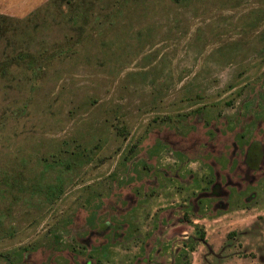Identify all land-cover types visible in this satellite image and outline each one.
Instances as JSON below:
<instances>
[{
  "label": "rangeland",
  "instance_id": "rangeland-1",
  "mask_svg": "<svg viewBox=\"0 0 264 264\" xmlns=\"http://www.w3.org/2000/svg\"><path fill=\"white\" fill-rule=\"evenodd\" d=\"M0 21V264H264V0Z\"/></svg>",
  "mask_w": 264,
  "mask_h": 264
},
{
  "label": "trees",
  "instance_id": "trees-1",
  "mask_svg": "<svg viewBox=\"0 0 264 264\" xmlns=\"http://www.w3.org/2000/svg\"><path fill=\"white\" fill-rule=\"evenodd\" d=\"M1 24H2V21H0V25H1ZM3 31H4V30L0 31V34L4 33ZM1 69H2V68H1ZM48 195H52V194H48ZM48 197H49L48 199L51 198L50 196H48ZM231 233H232L231 231H228V232L225 233V236L228 237V236L231 235ZM199 235H200V237H202L203 232H200ZM184 264H187V261L184 262Z\"/></svg>",
  "mask_w": 264,
  "mask_h": 264
}]
</instances>
